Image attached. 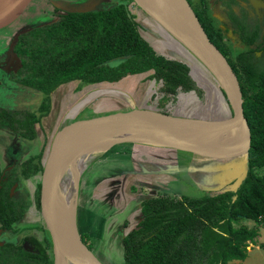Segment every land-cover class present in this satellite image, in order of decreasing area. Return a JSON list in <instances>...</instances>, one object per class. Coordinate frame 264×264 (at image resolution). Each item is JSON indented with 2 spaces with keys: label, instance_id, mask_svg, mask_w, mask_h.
I'll use <instances>...</instances> for the list:
<instances>
[{
  "label": "trees",
  "instance_id": "trees-1",
  "mask_svg": "<svg viewBox=\"0 0 264 264\" xmlns=\"http://www.w3.org/2000/svg\"><path fill=\"white\" fill-rule=\"evenodd\" d=\"M133 2L108 0L85 12L56 7L52 20L21 32L10 52L21 64L15 80L37 91L41 99L37 109L22 117L13 111L0 112V128L34 142L36 124L49 114L53 92L73 81L114 84L129 75L149 72L150 78L161 83V107L179 89H197L187 63L158 53L142 35L131 9ZM193 9L211 41L227 57L241 86L251 130L246 175L236 189L223 188L199 197L150 194L143 198L136 224L122 237L125 264H241L247 257L248 243L259 234L258 225L248 227L243 222L264 221V54L257 56L249 45L255 34L240 32L247 46L241 50L231 40L226 41L204 6ZM44 156L41 152L30 157L8 179L3 178L0 168L2 231L13 230L27 206L9 195L10 185L20 173L24 178L38 173ZM6 246L10 244L0 247V263L10 260L3 256ZM42 254L43 260L36 258L33 264H53L46 249Z\"/></svg>",
  "mask_w": 264,
  "mask_h": 264
},
{
  "label": "rangeland",
  "instance_id": "rangeland-1",
  "mask_svg": "<svg viewBox=\"0 0 264 264\" xmlns=\"http://www.w3.org/2000/svg\"><path fill=\"white\" fill-rule=\"evenodd\" d=\"M105 2H108V0H35L27 8L26 14L19 22L0 30V59L5 52H9V47L18 33L20 34L34 26L52 20L55 17L57 6L62 8H79L89 5V3L103 5ZM131 9L141 24L142 35L158 53L170 58L178 56L179 58H183L184 62H189L190 74L196 79L194 80L197 89L195 88L191 91L179 89L161 107L159 102V96L162 95L159 92L161 83L157 82L155 78H150L149 72L129 75L122 81L114 84H85L80 81L63 84L52 94V105L49 114L42 118L41 124L36 125L38 137L35 144L38 147H41L42 143L45 142L46 148H48L55 132L68 122L129 111L135 108H159L179 115L224 116L227 114L228 106L226 98L222 95L224 97L221 99V95L215 89V86L218 88L217 83L206 70L207 78H199L201 75H196V70L194 72L192 61L177 51L180 48L175 45L173 40H167L165 37V33L167 34V32L163 27L158 25L135 1L131 3ZM219 16L223 20L226 19L228 21L227 15L221 13ZM156 27L162 32L157 31ZM170 38L173 39L171 36ZM188 55L191 56L190 54ZM193 59L197 61L195 58ZM9 76L8 72L0 71L1 104L8 108L23 106V104L25 106L31 105L32 107H36L41 99V95L39 98L37 91L28 90L33 98L23 96L21 97V102L4 95V93H13L14 86L4 83ZM206 79L210 81V84H205L207 82ZM215 107L217 108L215 109ZM1 136L4 139L7 138L8 143L11 142L12 135L9 132L0 129V138ZM142 145L138 142H121L102 153L95 154L87 164L80 179L77 228L84 242L106 264H125L122 237L136 224L140 210L139 207L143 198H149V192L154 190L151 185H147L145 182L151 183L149 182L151 179H158L157 182L159 184L155 190L157 195H162V191H165L163 195L172 197H181V194L199 197L205 193H213L216 191V187H218L217 184L208 182L206 180L207 177H204L211 175L208 171L210 169L207 167H216L219 164H226L232 161V159L207 158H203L200 161L191 159L193 153L190 152L162 147L160 149L157 147V151L169 152L167 156L163 154L164 157L170 158V161L166 162L165 165L174 167L165 169L167 172L153 173L152 178L151 175H147L143 183L144 186H142L141 182L144 175L140 177V170L147 168L154 169L157 165H160L159 163L163 159L161 158L162 154L151 153L148 156L150 153L144 147L142 148ZM2 152L6 154L3 146L0 144V159L3 161V166L8 165L9 162L5 163ZM22 158H25V156ZM240 158H242L241 161H246L244 156ZM192 164H198V170L203 166L204 171L199 174L193 172L189 167ZM176 166H179V171L176 169ZM162 167L163 164L161 163ZM237 171L240 170L237 169ZM40 175L39 170L36 175L34 174L29 179V190L32 197L34 195L37 196V192L40 191ZM202 175L204 176L202 177ZM109 176L111 179H109ZM151 184H154V182ZM230 184H227L224 188H229ZM30 215L27 222L32 225L33 223H37L34 221L36 220L34 215L36 217L37 215L41 216L38 203H33L30 206ZM42 224L45 227L43 220ZM244 224L248 227H253L256 223L253 220H246ZM261 228H263V231L260 232L259 238H256L255 241H262L263 245L256 246L257 243H255L253 248L249 250L247 248V257L241 261V264H264V223L261 225ZM49 252L52 255L51 248Z\"/></svg>",
  "mask_w": 264,
  "mask_h": 264
},
{
  "label": "water",
  "instance_id": "water-1",
  "mask_svg": "<svg viewBox=\"0 0 264 264\" xmlns=\"http://www.w3.org/2000/svg\"><path fill=\"white\" fill-rule=\"evenodd\" d=\"M34 1L11 0L6 5L0 2V30L19 22ZM133 1L140 5L158 25L163 27L205 68L217 83L219 91L223 92L228 112L224 116H200L166 113L158 108H135L129 111L78 119L59 128L44 157L40 170V191L37 192L39 211L52 238L54 264H62L69 260L75 264H106L84 242L76 222L67 225L59 217L58 199L53 183L60 166L67 159L68 152L78 151L82 148V145L70 148L71 142L76 138L79 140L101 133L111 137L112 141L104 149L96 151L95 154L102 153L121 142H138L190 152L207 159H232L231 162H233L238 157L244 156L247 170L251 130L244 113L241 86L227 57L211 41L188 0H155L166 13L167 20L180 28L181 34L179 35L141 0ZM97 6V3H89V5L79 8L64 7L62 9L85 12L95 9ZM18 35L19 33L15 39ZM13 46L14 42L9 47V54H11ZM174 59L184 62L183 58L178 56ZM190 130H194L196 133L208 131L221 137L218 142L196 141L194 139L198 135L183 136ZM246 170L243 176L229 179L227 183H231L233 180L240 182L246 175ZM237 186L232 188L236 189ZM224 187L225 184H222L216 190Z\"/></svg>",
  "mask_w": 264,
  "mask_h": 264
},
{
  "label": "flooded vegetation",
  "instance_id": "flooded-vegetation-1",
  "mask_svg": "<svg viewBox=\"0 0 264 264\" xmlns=\"http://www.w3.org/2000/svg\"><path fill=\"white\" fill-rule=\"evenodd\" d=\"M191 6L197 7L202 5L206 8L208 13L214 17L217 26L224 32L226 41L231 40L234 47H239L241 50H246V44L240 38V32L243 31L246 35L255 34V38L250 42V47L254 49L257 56H263L264 54V0H188ZM58 7V6H57ZM62 9V7H58ZM227 15L228 21L223 20L219 14ZM8 51V50H7ZM21 64L18 58L14 55H10L5 52L0 59V71L8 72L9 78L5 80V84L14 86L13 95L11 93H4L9 98L21 102L23 96L31 97L29 89L26 86L20 85L15 80V75L18 73ZM0 100V112L3 110L17 112V117L27 115V111H34L37 109L40 102L36 107L31 105L6 107L1 104ZM42 121V120H41ZM37 125V124H36ZM1 129V128H0ZM4 130V129H3ZM7 131V130H5ZM9 132V131H7ZM12 135L11 142L8 143V139H4L1 136L0 144L3 146L6 154L2 152L3 159L8 165L3 166V161L0 159V168L5 175L3 178L8 179L12 175L14 169L20 170L21 164L28 160L30 157L37 156L43 152V156L46 150V143H42L41 147H38L35 143L37 140V127L35 141L30 143L28 139H22L16 133L9 132ZM7 140V141H6ZM3 150V149H2ZM5 155V156H4ZM25 156V158H22ZM44 160V159H43ZM43 160L42 165H43ZM16 171V172H17ZM19 174V172H17ZM37 174V173H36ZM35 174V175H36ZM34 176V175H33ZM24 178L20 173L16 181H14L9 187V195L14 197L15 200L26 204V209L22 217L15 221L13 224V230L2 231L0 229V247L10 244L3 249V256L9 257V261H2L0 264H33L35 259L43 260L45 254H42L43 249L48 251L51 248V258L54 260L52 238L46 226L42 224V215H34L37 223L29 224L27 219L30 217V206L34 203H38V196L32 197L29 190L30 179ZM2 183H0V190ZM37 206V205H36ZM41 214V213H40ZM33 218V217H32ZM54 264V262H53Z\"/></svg>",
  "mask_w": 264,
  "mask_h": 264
},
{
  "label": "bare ground",
  "instance_id": "bare-ground-1",
  "mask_svg": "<svg viewBox=\"0 0 264 264\" xmlns=\"http://www.w3.org/2000/svg\"><path fill=\"white\" fill-rule=\"evenodd\" d=\"M10 1L11 0H0V2H2L1 4L5 3V5ZM141 1L144 4H146V6L150 8L154 14H156L159 18H161L162 21L166 23L176 34L178 35L181 34L180 28L171 24L167 20L166 13L162 10L160 5L155 0H149V1L141 0ZM156 30L162 32L157 27ZM165 37L167 38V40L168 39L173 40L175 45L180 48V50L177 51L183 56L187 57L190 61H192L194 72L197 71L196 75H201L199 78L201 79L207 78V73L205 72V69L201 64H199L191 56H189L188 55L189 53H187V51L175 39L170 38L168 33L167 34L165 33ZM205 84H210V81L207 80ZM215 89H217L216 86ZM217 93L221 95V99H223L221 92L217 91ZM216 108L217 107H215V109ZM185 135L188 136L198 135L197 138H195L194 140L210 141V142H218L221 137V136L218 137L217 134L212 132L202 131L200 133L199 132L196 133L194 132V130L187 131V133H185L183 136ZM75 140L77 141L76 143ZM111 141H112L111 137L105 135L104 133H101L99 135H92L90 137H85L79 140H77L76 138L71 142L70 148H72L73 146L75 147L76 145H80V146L82 145V148L78 149V151L74 150L73 152L72 151L68 152L67 159L60 166V169L58 170V173L53 183L54 192L58 199L59 217L63 223L67 225H72L73 222L75 221L77 226L78 195H79L80 179L82 173L86 169L87 164L92 160L93 156L95 155V152L104 149ZM241 164L242 163H240V165ZM62 264H75V263L69 260V261H64Z\"/></svg>",
  "mask_w": 264,
  "mask_h": 264
},
{
  "label": "crops",
  "instance_id": "crops-1",
  "mask_svg": "<svg viewBox=\"0 0 264 264\" xmlns=\"http://www.w3.org/2000/svg\"><path fill=\"white\" fill-rule=\"evenodd\" d=\"M196 78H198V77H196ZM217 91H219V88L218 89H216ZM222 93V95H224L223 94V92H221ZM228 106V105H227ZM2 135V134H1ZM142 148L144 147V149H146L150 154H148V156L149 155H151V153H154V154H162V157L161 158H163L162 159V164H163V167L161 168V163H159L160 165H157V167L156 168H154V169H149V168H147V169H141L140 170V177H141V175H144L143 176V179H142V186H144V182H145V179H146V176L147 175H151V178H152V174L153 173H160V172H167L166 170L168 169V167H174V166H169V165H165V163L166 162H169L170 161V158H168V157H164L163 156V154H165L166 156H167V154L169 153V152H164V151H162V152H160V150L159 151H157L156 150V146H151V145H146V144H143L142 146H141ZM134 149H137V148H135V147H133ZM151 148H153V149H151ZM160 149H161V147H159ZM163 148V147H162ZM171 156V155H170ZM169 156V157H170ZM157 159H159V158H157ZM191 159H196V160H200V161H202V159L203 158H201V157H199V156H197V155H192V158ZM242 160V158H240V157H238L236 160H234L233 162H228V163H226V164H219L218 166H216V167H207V168H209L210 170H208L210 173H211V175H207V176H204V175H202V177L204 176V177H207L206 178V180H208V182H213V183H215V184H217L218 185V187H216V188H220L221 186H222V184H225V186H226V184H230V183H227L228 181H229V179H235V177H239V176H243V173H244V171L246 170V161L245 162H243V161H241ZM221 162H222V160H221ZM220 162V163H221ZM240 163H242L241 165H240ZM106 164H107V162H106ZM247 165H248V162H247ZM177 168V170L179 171L180 170V168H179V166H176ZM192 170H193V172H195V173H197V174H199V173H202L203 171H204V167L202 166V168L200 169V170H198L197 169V167H199V165L198 164H192V165H190L189 166ZM166 169V170H165ZM171 169V168H170ZM237 169L238 170H240V171H237ZM200 171V172H199ZM111 176V175H110ZM109 176V179H111V177ZM154 180V181H153ZM218 180V181H217ZM158 179L156 178V179H151L149 182H154V184H151V183H147V182H145L147 185H151L152 186V188L154 189L153 191H154V193H156L155 192V190H156V188L158 187ZM239 181H236V180H233V182H231V184H230V186H229V188H232V187H235L236 185H237V183H238ZM209 189V188H208ZM167 191V190H166ZM165 191H162V194L164 193ZM255 222V221H254ZM243 223H245V221L243 222ZM256 223V222H255ZM264 223V221L263 222H261V223H256L255 225H258V230H259V234H260V232H262L263 230V228H261V225ZM260 228V229H259ZM259 234H258V236L256 237V238H259ZM255 243H257L256 244V246H259V245H263V242L262 241H255L254 243L253 242H249L248 243V250L249 249H251V248H253L254 246H255ZM249 244H250V246H249Z\"/></svg>",
  "mask_w": 264,
  "mask_h": 264
},
{
  "label": "clouds",
  "instance_id": "clouds-1",
  "mask_svg": "<svg viewBox=\"0 0 264 264\" xmlns=\"http://www.w3.org/2000/svg\"><path fill=\"white\" fill-rule=\"evenodd\" d=\"M150 194H155V193H154V191H151V192H149V195H150Z\"/></svg>",
  "mask_w": 264,
  "mask_h": 264
}]
</instances>
